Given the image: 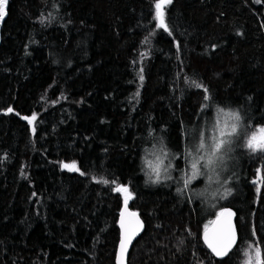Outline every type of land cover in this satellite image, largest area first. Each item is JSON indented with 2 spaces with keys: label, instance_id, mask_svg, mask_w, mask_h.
<instances>
[{
  "label": "trees",
  "instance_id": "trees-1",
  "mask_svg": "<svg viewBox=\"0 0 264 264\" xmlns=\"http://www.w3.org/2000/svg\"><path fill=\"white\" fill-rule=\"evenodd\" d=\"M155 1L7 0L0 264H113L117 185L144 223L127 264H243L251 244L264 264V153L239 144L240 190L221 205L237 241L221 259L200 239L214 211L201 180L177 179L218 108L236 109L243 133L264 124V0H171L166 29ZM155 146L173 163L157 182L143 165Z\"/></svg>",
  "mask_w": 264,
  "mask_h": 264
},
{
  "label": "rangeland",
  "instance_id": "rangeland-1",
  "mask_svg": "<svg viewBox=\"0 0 264 264\" xmlns=\"http://www.w3.org/2000/svg\"><path fill=\"white\" fill-rule=\"evenodd\" d=\"M156 3L157 0L153 4V15L155 25L158 27L160 20L157 18ZM165 6L166 4H163L160 10L164 25L165 22L163 11ZM160 28L166 29V26ZM237 115L239 117L238 119ZM29 121H31V119ZM233 125L236 127L235 133H232ZM262 127H264V124L255 125L243 133V126L241 124L238 111L230 107H221L216 110V115L212 118L207 127L199 131L194 144L186 149L184 153L185 156H183V163L178 169L177 179L183 186H188L191 182L201 180L195 187V190H197L199 194L208 196V198H210L207 204L210 203V205L214 207V211L212 212L213 216L218 212L221 205L223 204V201L226 200V197L229 198L240 190L239 175H241V173L239 168V152L241 147L239 144H243L244 148L253 155L264 153V151L259 150L253 152L247 147L248 139L253 133H257L258 129ZM221 131L232 133L231 135H226L224 137L228 143L223 146L217 155L212 157L214 162L210 166L202 167L201 165L204 163V161L200 160L201 156H204L205 160L207 159L209 146L213 142V137L219 138V133ZM202 133L206 146L197 152L196 150L200 148ZM194 162H197V173L195 174V177L192 178L194 172L191 165ZM73 163L74 162L70 161L62 162L61 167L68 170H77L76 165L74 169L63 166L65 164L72 165ZM143 165L144 171L147 175H150L154 182L168 179L173 169L172 157L168 153L161 151L158 146H155V148L152 149L148 155H146ZM229 171L235 172H233L232 175H227ZM186 180L188 181L187 184H185ZM256 181L258 184L259 179ZM120 194L122 202H125L127 198L128 203L132 198V194L128 189L126 192L120 191ZM210 218L207 220L206 224L210 222ZM258 252L259 250L254 244L248 246L243 253V264H257L258 260L260 262V255H257Z\"/></svg>",
  "mask_w": 264,
  "mask_h": 264
},
{
  "label": "snow or ice",
  "instance_id": "snow-or-ice-1",
  "mask_svg": "<svg viewBox=\"0 0 264 264\" xmlns=\"http://www.w3.org/2000/svg\"><path fill=\"white\" fill-rule=\"evenodd\" d=\"M7 3V0H0V18H3V16L6 14L5 13V5ZM171 3V0H157L156 3V9H157V18L160 20V24L158 25V27H164L165 25L163 24V19H162V13H161V8L163 4H168ZM141 80H143V76L140 77ZM195 83V82H193ZM196 87H202V85L200 84H196ZM138 95V93H137ZM205 99H208V97L206 96ZM8 111H12L11 108L8 109ZM238 115H237V119H238ZM25 119H34V116L32 118H28L25 117ZM236 132V127L233 125L232 126V133ZM232 133H226L224 131H221L219 133V138L213 137V142L212 144L209 146V152L207 154V159L205 160L204 156H201L200 160L204 161V163H202V167H207L210 166L214 161L212 159L213 156L217 155V153H219L221 151V149L223 148V146L225 144L228 143V141L226 139H224V137L226 135H231ZM202 135V140H201V144H200V148H198L196 151L199 152L201 149H203L206 145H205V141L203 139V133ZM247 147L249 149H251L253 152L255 151H264V127L258 129L257 133H253L252 136L248 139L247 142ZM66 168H70V169H74L75 168V164L73 163L72 165H68L65 164L63 165ZM194 175L192 178L195 177V174L197 173V162L192 163L191 165ZM157 175H158V171H157ZM107 182V181H105ZM188 181H185V184H187ZM117 191H127V188L124 186H120L119 188L116 189ZM125 203H127V198L125 200ZM225 213H227L228 215H231L230 210H225ZM123 217V213L121 214ZM129 215L131 216H135V213H130ZM222 215L221 213H218V217ZM121 227L124 228V222L123 219L121 220ZM135 231L133 230L131 232V235H134ZM130 241V235L129 236H125V234H122L121 237V250L124 251L126 248V243ZM205 241L208 243L209 247L213 249V251L218 255V256H222L227 254L228 249L231 247L233 241H234V232L233 229L231 227L230 222L226 223L225 225L221 226L219 228L218 231H216L215 233L212 234V236L210 237L207 230L205 231ZM257 255H259V252L257 253ZM257 264H260L259 260L257 261Z\"/></svg>",
  "mask_w": 264,
  "mask_h": 264
},
{
  "label": "water",
  "instance_id": "water-1",
  "mask_svg": "<svg viewBox=\"0 0 264 264\" xmlns=\"http://www.w3.org/2000/svg\"><path fill=\"white\" fill-rule=\"evenodd\" d=\"M120 185L116 186V189L119 188ZM225 210H230L231 215H228L225 213ZM124 214L123 217L121 214ZM130 213H135V216L129 215ZM218 213H221L218 217ZM123 219L124 222V228L121 227V220ZM231 224V227L234 232V241L231 245V247L228 249V252L234 247L237 241V231H236V226H235V212L234 210L229 207V206H223L221 207L218 212L212 217L210 222L204 226L200 233V239L205 248L210 252V254L217 258L221 259L225 257L227 254L218 256L212 248L209 247L208 243L205 241V231L207 230L209 236L211 237L213 233L219 230V228L226 223ZM117 226H118V239L116 242V247H115V253H114V258H113V264H127V257L129 250L133 244V242L136 240V238L141 234L144 228V223L139 214L131 209L127 203L121 202L120 207L118 209V214H117ZM135 231L134 235H131L132 231ZM122 234H125V236L130 235V241L126 243V248L124 251L121 250V237Z\"/></svg>",
  "mask_w": 264,
  "mask_h": 264
}]
</instances>
